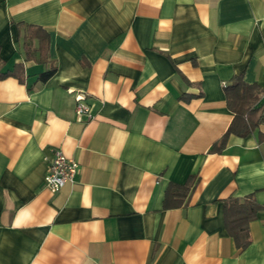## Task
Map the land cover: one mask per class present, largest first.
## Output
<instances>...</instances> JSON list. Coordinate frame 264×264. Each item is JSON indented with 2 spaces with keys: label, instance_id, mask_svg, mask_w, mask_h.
<instances>
[{
  "label": "crops",
  "instance_id": "obj_1",
  "mask_svg": "<svg viewBox=\"0 0 264 264\" xmlns=\"http://www.w3.org/2000/svg\"><path fill=\"white\" fill-rule=\"evenodd\" d=\"M18 23L50 34L49 64L25 60ZM0 47L25 70L0 80V264H264V209L242 251L223 213L264 205V123L209 151L232 76L264 90V0H0ZM56 148L79 172L51 193ZM190 175L188 204L164 209Z\"/></svg>",
  "mask_w": 264,
  "mask_h": 264
},
{
  "label": "trees",
  "instance_id": "obj_2",
  "mask_svg": "<svg viewBox=\"0 0 264 264\" xmlns=\"http://www.w3.org/2000/svg\"><path fill=\"white\" fill-rule=\"evenodd\" d=\"M17 27L22 37L25 60L49 64L50 34L36 25L18 23ZM2 67L3 61L0 56V80L13 76L23 81L25 73L23 63H16L13 68L6 71ZM56 69L57 66L51 63L50 67L40 74L39 80L45 82ZM262 91L264 90L258 83H248L242 74L232 76L230 82L225 85V95L227 106L234 116L226 132L212 144L210 152H221L231 134L244 138L264 123V103L260 97ZM262 139L264 140V136ZM195 179V175H190L184 183L170 182L165 191L164 209L186 206L195 186ZM223 207L224 224L235 242L236 250H245L251 243L250 222L257 218L264 205L257 202L254 194H249L244 197L229 196L223 199Z\"/></svg>",
  "mask_w": 264,
  "mask_h": 264
},
{
  "label": "built area",
  "instance_id": "obj_3",
  "mask_svg": "<svg viewBox=\"0 0 264 264\" xmlns=\"http://www.w3.org/2000/svg\"><path fill=\"white\" fill-rule=\"evenodd\" d=\"M84 93H77L75 98L76 115L79 119L93 117L92 107L86 101ZM48 169L45 175V186L51 193H57L67 183H73L79 172V163L73 158L67 157L62 150L53 149V156L48 160Z\"/></svg>",
  "mask_w": 264,
  "mask_h": 264
}]
</instances>
